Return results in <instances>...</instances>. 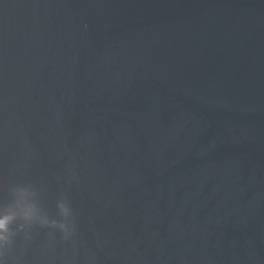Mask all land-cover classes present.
Listing matches in <instances>:
<instances>
[{
  "label": "water",
  "instance_id": "water-1",
  "mask_svg": "<svg viewBox=\"0 0 264 264\" xmlns=\"http://www.w3.org/2000/svg\"><path fill=\"white\" fill-rule=\"evenodd\" d=\"M7 264H264V0H0Z\"/></svg>",
  "mask_w": 264,
  "mask_h": 264
},
{
  "label": "clouds",
  "instance_id": "clouds-1",
  "mask_svg": "<svg viewBox=\"0 0 264 264\" xmlns=\"http://www.w3.org/2000/svg\"><path fill=\"white\" fill-rule=\"evenodd\" d=\"M12 190L23 193L30 191L33 200L19 217L7 212L3 216H0V264H7V261L2 258L13 245V237L17 235V230L13 227L17 220L21 225L20 230L38 224L41 227L59 229L63 233L64 239H68L75 234L74 213L67 197H62L56 203L58 215L62 218L58 220L49 217L48 212L38 202L37 193L31 189L30 185L16 186Z\"/></svg>",
  "mask_w": 264,
  "mask_h": 264
}]
</instances>
